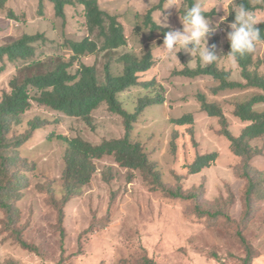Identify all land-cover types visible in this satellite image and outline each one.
Instances as JSON below:
<instances>
[{
    "label": "rangeland",
    "instance_id": "374dc122",
    "mask_svg": "<svg viewBox=\"0 0 264 264\" xmlns=\"http://www.w3.org/2000/svg\"><path fill=\"white\" fill-rule=\"evenodd\" d=\"M237 1L198 0L203 9L216 10V14L186 20V13L191 11L187 2L168 0L164 9L153 13L171 28L165 35L162 31L153 34L145 25L148 9L159 0H100L103 8L120 16L128 36L127 46L110 62L113 72L122 73L119 57L127 52L142 57L152 48L157 60L146 76L157 79V87L133 86L119 96L131 111L149 93L153 98H165V103L145 110L132 137L145 145L167 188H181L197 197L174 199L162 189L156 190L152 176L132 174L115 158L105 157L96 162L97 172L90 184L64 203L62 243L55 205L63 206L66 145L56 138L50 140V136L81 137L101 144L124 138L126 128L123 117L110 112L106 103L93 113L92 126L34 103L22 116V124L14 126L9 135L16 140L31 133V138L19 148L20 158L14 167L24 177L21 185L27 187H22L12 211L0 210V264H145L146 258L156 264H244L247 253L241 234L255 250L254 264H264V194L256 203L248 204L246 160L234 153L222 133L220 118L203 111L198 97L205 92L211 101L220 102L231 129L240 134L247 123L235 115L233 103L256 90L216 94L217 83L210 75L174 74L175 69L198 66L199 57L205 65L211 64L214 54L232 79L244 80L237 60L227 51L229 35L237 30L230 17L235 8L243 21L260 23L264 9L246 12ZM251 1L264 5V0ZM45 2L41 9L40 0H5L20 20L9 19V7H0V46L20 39L24 33H44L46 40L38 43L37 59L69 56L66 37L82 40L87 35L82 11L69 6L64 21L55 14L53 4ZM254 51L257 60H264V42H258ZM108 60L104 52L86 55L70 70L75 73L82 62L95 64L104 78ZM18 66L0 61V100L9 91ZM257 108L264 110V103ZM189 112L195 115L194 125L179 128L172 122ZM37 120L44 122V127L32 132L30 124ZM258 143L264 149V140ZM214 151L219 152L215 164L198 174L190 173V165L199 154ZM251 171L264 180V154L252 160ZM200 211L224 215L213 218L202 216ZM20 240L36 247V252L25 249Z\"/></svg>",
    "mask_w": 264,
    "mask_h": 264
},
{
    "label": "trees",
    "instance_id": "16d2710c",
    "mask_svg": "<svg viewBox=\"0 0 264 264\" xmlns=\"http://www.w3.org/2000/svg\"><path fill=\"white\" fill-rule=\"evenodd\" d=\"M5 0H0V7L8 9L9 19L16 21L20 17L15 9H12ZM46 0H40L41 9ZM53 4L55 14L67 20L69 6L81 10L84 27L87 35L82 39L66 37L65 45L70 49L69 56L53 55L42 60L37 59L39 42L44 39V33H24L20 39L12 40L0 46V61L6 64H19L17 73L10 80L9 91L5 92L0 100V210H13V203L21 198V176L14 167L20 158L21 148L31 138V133L21 136L16 140L10 138V132L14 126L22 124V116L31 110L34 103L63 113L68 117L84 120L89 126L93 124V113L105 103L110 112L123 117L126 135L121 139L105 140L101 144H92L81 137L67 138L64 136H50V140L56 138L66 145L64 155L65 169L63 172V206L55 205L58 213V223L61 232L62 243L65 239L64 229V203L75 196L90 184L97 172L96 162L105 157H113L123 168L132 174L142 172L152 176L155 180L156 190H163L174 199L192 200L197 196L186 193L183 189H169L165 186L162 175L151 162L148 150L141 142H136L132 135L135 124L139 121L145 110L156 104L165 103V98H142L135 111L128 110L120 100V94L133 86H144L152 90L157 87V79H148L147 74L156 65V58L152 48L142 57L134 52H127L119 57L123 65L122 73L115 74L111 60L119 50L128 44V36L125 25L120 16L111 13L102 7L100 0H48ZM191 11L186 13V20L192 17H212L216 10L207 11L201 7L198 0H185ZM168 0L159 2L148 9L145 25L153 34L162 31L165 35L171 33V28L164 26L154 18L156 10L164 9ZM238 7L246 12H254L264 9V5L255 4L251 0H238ZM135 16V14H134ZM231 21L237 24V30L229 35L227 51L234 56L242 70L243 81L231 78V72L220 65L217 56L213 54V62L205 65L203 58L199 57L196 67L186 66L184 69H175V75L198 77L210 75L214 77L217 85L214 92L219 94L228 90H256L244 99L236 100L235 115L247 123L240 134H236L230 127V119L226 115L224 106L218 101H211L205 92L198 94L202 104V110L210 116L219 117L223 126L222 133L231 142L236 155L245 158V178L248 181L247 201L251 206L264 194L262 185L264 180L251 171L252 160L264 154V149L258 143L264 140V110H259L258 105L264 103V60H257L254 48L258 42H264V20L260 23H247L243 21L238 11L233 8ZM140 31L141 27L137 26ZM231 32V31H230ZM163 43V42H162ZM104 52L108 55L105 65V76L100 77L95 64L88 65L82 62L78 70L73 73L71 67L83 56ZM179 128L186 125H194L195 115L192 112L172 120ZM31 131H37L44 127V122L35 121L30 124ZM193 127V126H191ZM179 137V136H177ZM219 152L199 154L192 165L190 173L198 174L205 168L211 167L217 162ZM55 199L54 197H52ZM56 200V199H55ZM57 201V200H56ZM202 216L213 218L221 217L222 213L201 212ZM240 238L245 247L247 257L244 264H254L256 253L246 237ZM21 245L32 252L36 247L20 240ZM7 264H17L10 262ZM145 264H156L150 258H146Z\"/></svg>",
    "mask_w": 264,
    "mask_h": 264
}]
</instances>
